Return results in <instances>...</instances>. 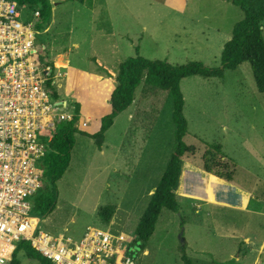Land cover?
I'll list each match as a JSON object with an SVG mask.
<instances>
[{"label": "rangeland", "instance_id": "374dc122", "mask_svg": "<svg viewBox=\"0 0 264 264\" xmlns=\"http://www.w3.org/2000/svg\"><path fill=\"white\" fill-rule=\"evenodd\" d=\"M50 2L51 23L36 34L39 58L55 65L68 64L56 65L66 73L58 79L57 95L68 105L78 103L81 113L91 115L92 120L84 126L83 115L79 116L70 164L57 181L55 208L44 218L39 217L40 229L78 240L88 226L102 228L123 236L136 264H184L180 250L183 229L187 241L183 247L192 264H264V246L260 251L264 237V92L258 91L248 62L226 70L222 78L190 76L180 83L188 121L184 141L196 149L182 164L186 161L200 168L202 142L221 143L225 154L237 163L235 183L252 191L248 210L198 200L217 201L214 190L223 181L204 174L200 190L205 194L197 191L199 187L191 191L190 171L181 167L175 190L180 211L163 208L152 236L140 247L134 241L136 226L175 144L170 93L142 81L134 103L107 130L101 149L83 134L100 129L102 116L110 110L119 64L128 57L139 54L174 65L194 60L220 66V54L194 58L198 48H191L181 34L193 24L190 19L175 17L167 3L184 5L190 18L209 21L225 34L224 38L232 37L234 24L244 16L242 10L227 0ZM131 37L135 44L130 42ZM107 205L115 207L109 223L99 216V209ZM18 258L20 264H39L23 252Z\"/></svg>", "mask_w": 264, "mask_h": 264}, {"label": "built area", "instance_id": "2783aa9c", "mask_svg": "<svg viewBox=\"0 0 264 264\" xmlns=\"http://www.w3.org/2000/svg\"><path fill=\"white\" fill-rule=\"evenodd\" d=\"M40 20L36 6L0 0V264H11L22 240L51 264H136L123 236L108 230L88 226L73 240L40 229L32 201L43 185L40 161L74 112L54 95L66 73L39 58Z\"/></svg>", "mask_w": 264, "mask_h": 264}, {"label": "trees", "instance_id": "16d2710c", "mask_svg": "<svg viewBox=\"0 0 264 264\" xmlns=\"http://www.w3.org/2000/svg\"><path fill=\"white\" fill-rule=\"evenodd\" d=\"M13 1L19 4H30L39 9L41 21L36 26L37 30L40 27L47 28L49 26L52 9L50 0ZM227 1L238 6L244 16L234 24L232 37L223 46L220 66H207L194 60L183 65H174L166 60L146 59L139 54L128 57L119 64L116 75L117 85L110 96L111 108L109 113L102 116L100 129L93 134L83 133L94 139L98 148L101 149L107 130L113 125L115 118L134 103L136 89L142 81L170 93L173 103L172 119L175 125V144L166 169L136 226L135 243L140 247L152 236L156 221L163 208L174 213L180 211L175 190L181 175L182 160L187 155L196 153V149L188 147L184 141L188 134V121L184 115L185 99L180 87L182 79L190 76L222 78L226 70H235L243 62H248L258 91L264 92V0ZM54 95L58 97L56 92ZM71 105L74 111L73 116L71 119L59 123L55 135L48 142V151L40 161L43 185L40 191L33 196L32 201L34 213L42 218L54 210L58 194L57 181L62 178L70 164L71 150L75 144L74 135L78 132L76 123L80 116V105L76 102ZM202 145L203 151L198 163L199 167L222 180L234 182L237 163L225 154L223 145L219 142L209 143L207 141L202 142ZM209 174L205 175L215 178ZM114 208L113 205H107L99 209V216L105 223L110 222ZM180 250L183 263L192 264L185 247ZM19 252H23L29 259L37 260L39 264H51L26 240L17 244L11 264H20ZM215 264L226 263L216 262Z\"/></svg>", "mask_w": 264, "mask_h": 264}, {"label": "crops", "instance_id": "0c3cea01", "mask_svg": "<svg viewBox=\"0 0 264 264\" xmlns=\"http://www.w3.org/2000/svg\"><path fill=\"white\" fill-rule=\"evenodd\" d=\"M173 1L174 0H171V2H173ZM167 5L169 7H171L170 11L173 12L172 14H174L175 17L178 16L180 18L182 17L184 19H190L191 24H193L191 29H189V30L184 29V33H181V34L184 35V41L189 43L191 48H195V47L198 48L197 50L194 51V54H195L194 58L201 60V58H206L208 56H212L215 53L217 55H219V54L221 55L223 46L227 42L226 40H229L231 38V36L224 38L225 34L222 33L220 30L216 29L217 28L216 26L211 25L209 23V21L201 23V20L196 19V21H195V19L190 18V15L185 11L186 9L184 8V5H175V4H171V3H169V4L167 3ZM52 9H53V6H52ZM130 39H131L130 42L132 44H135V41H133L132 37ZM65 66L67 67L68 64H66ZM104 67L108 68L106 66H104ZM108 72L112 73V75H115V72L112 69H108ZM81 110L82 109L80 106V115L82 114ZM83 118H84L83 122L87 123L85 126H88V123L92 120V116L87 114V115H83ZM117 118H115V119H117ZM115 167H117V166L115 165ZM183 167H185L186 170L190 171V177L189 178H190V184H191V188H190L191 191H194V190L196 191V188L199 187V189L197 191H199L202 194H205V190H204V192L202 191V188L200 190V187H201L200 182L202 179L201 177H203L204 174H209V173L205 172L204 170H202V169H200V168H198V167H196V166H194V165H192L186 161L183 162L182 169H183ZM196 169L198 171H196ZM209 175H211L215 178H218L219 180H222L215 175H212V174H209ZM222 181L223 182H220L217 184L218 189L214 190V193H215V196L217 199V201H215V202L210 201V200H205V199L203 200V199H198V198H193V197L180 196L177 193L176 194L179 197H183V198L198 199V200H201V201L208 203L209 205L224 206L227 208H232V209L241 210V211L248 210L250 204H252V200L254 197L252 194V191L247 187H243L241 185H238L237 183H235V181L232 183L227 182L225 180H222ZM201 183H203V182H201ZM202 186L204 187V185H202ZM229 196L231 197V199L227 198ZM196 205L199 207L198 203H196ZM198 210H199V208L195 210L196 214H197V212H199ZM245 240L248 241V240H250V238L245 237ZM186 243H187V241H186ZM263 246H264V237L262 239L260 251L263 248ZM236 259L238 260L239 257H236Z\"/></svg>", "mask_w": 264, "mask_h": 264}, {"label": "water", "instance_id": "95a60500", "mask_svg": "<svg viewBox=\"0 0 264 264\" xmlns=\"http://www.w3.org/2000/svg\"><path fill=\"white\" fill-rule=\"evenodd\" d=\"M155 191V189L153 190V192ZM180 240H181V246H185V239L183 237V229L181 230V233H180ZM128 255L130 254V252L127 253Z\"/></svg>", "mask_w": 264, "mask_h": 264}, {"label": "bare ground", "instance_id": "6f19581e", "mask_svg": "<svg viewBox=\"0 0 264 264\" xmlns=\"http://www.w3.org/2000/svg\"><path fill=\"white\" fill-rule=\"evenodd\" d=\"M56 65H63L62 63H59V64H56ZM63 66H65V65H63Z\"/></svg>", "mask_w": 264, "mask_h": 264}]
</instances>
